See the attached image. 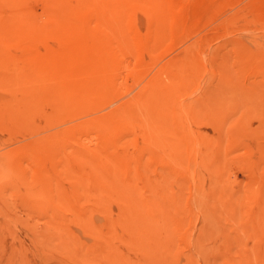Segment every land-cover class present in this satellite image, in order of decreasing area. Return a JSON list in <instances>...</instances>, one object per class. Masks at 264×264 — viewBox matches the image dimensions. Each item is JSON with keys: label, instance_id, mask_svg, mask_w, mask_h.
Segmentation results:
<instances>
[{"label": "rangeland", "instance_id": "374dc122", "mask_svg": "<svg viewBox=\"0 0 264 264\" xmlns=\"http://www.w3.org/2000/svg\"><path fill=\"white\" fill-rule=\"evenodd\" d=\"M0 264H264V0H0Z\"/></svg>", "mask_w": 264, "mask_h": 264}]
</instances>
